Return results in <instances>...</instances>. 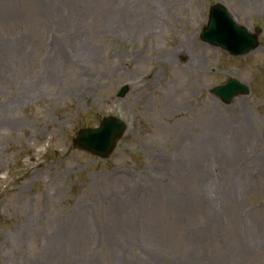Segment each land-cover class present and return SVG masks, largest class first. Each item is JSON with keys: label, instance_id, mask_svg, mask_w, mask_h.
I'll return each instance as SVG.
<instances>
[{"label": "rangeland", "instance_id": "obj_1", "mask_svg": "<svg viewBox=\"0 0 264 264\" xmlns=\"http://www.w3.org/2000/svg\"><path fill=\"white\" fill-rule=\"evenodd\" d=\"M130 1L0 0V264H264V0H161L133 37ZM217 2L256 49L201 39ZM107 115L108 159L72 148Z\"/></svg>", "mask_w": 264, "mask_h": 264}, {"label": "water", "instance_id": "obj_2", "mask_svg": "<svg viewBox=\"0 0 264 264\" xmlns=\"http://www.w3.org/2000/svg\"><path fill=\"white\" fill-rule=\"evenodd\" d=\"M260 32V28H257L256 33L251 34L246 27L238 25L227 9L219 3L211 9L209 24L202 34V39L222 46L234 55H242L258 46ZM128 90L129 87L125 86L118 95L124 96ZM248 92L249 87L236 79L215 88V93L225 102L232 101L237 94ZM126 128L122 120L113 116L105 117L99 127L80 130L74 139V147L107 158L115 150Z\"/></svg>", "mask_w": 264, "mask_h": 264}, {"label": "bare ground", "instance_id": "obj_3", "mask_svg": "<svg viewBox=\"0 0 264 264\" xmlns=\"http://www.w3.org/2000/svg\"><path fill=\"white\" fill-rule=\"evenodd\" d=\"M161 0H131L130 4L132 5L131 9L133 11L131 13L132 16L124 13L121 17V21L130 20L129 26V35L133 37L138 31L144 28H152L155 24V19L161 16V14L165 10V5H163ZM155 11V12H154ZM132 18V20L130 19ZM188 44H182L180 47L176 49L177 54H190L189 61L183 65V67L189 65H195L199 67V54L205 47L196 42L194 39L187 41ZM85 52L90 54L88 48L84 49Z\"/></svg>", "mask_w": 264, "mask_h": 264}]
</instances>
